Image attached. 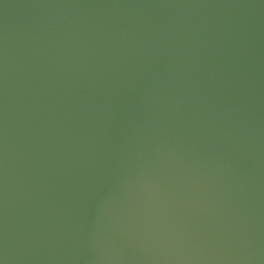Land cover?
I'll list each match as a JSON object with an SVG mask.
<instances>
[{"label": "water", "instance_id": "water-1", "mask_svg": "<svg viewBox=\"0 0 264 264\" xmlns=\"http://www.w3.org/2000/svg\"><path fill=\"white\" fill-rule=\"evenodd\" d=\"M0 264H264V0H0Z\"/></svg>", "mask_w": 264, "mask_h": 264}]
</instances>
